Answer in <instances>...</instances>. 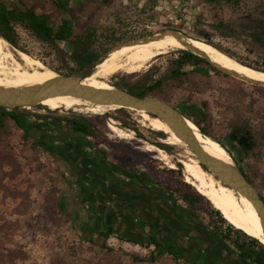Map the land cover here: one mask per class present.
<instances>
[{
    "label": "trees",
    "instance_id": "obj_1",
    "mask_svg": "<svg viewBox=\"0 0 264 264\" xmlns=\"http://www.w3.org/2000/svg\"><path fill=\"white\" fill-rule=\"evenodd\" d=\"M41 1L0 0V37L22 51L26 50L19 42L18 28L46 42L54 50L58 62L56 66H48L59 74H71L82 69L122 40L151 33L146 28L132 30L131 27H139L155 19L162 12L170 16L165 27L184 31L194 39L214 45L236 61L264 71V0H75V7L72 9L64 2L65 0H48L53 5L55 14L51 11H38L37 5ZM198 3L209 6L211 21L207 22V25L203 15L195 10ZM213 33L234 39L243 46L246 54L215 42L212 39ZM59 42H63L67 47L61 46ZM156 69L157 66L151 64L139 73L135 80L120 76L112 85L138 96L152 94L168 101L167 98L173 88L187 87L191 91L197 88V83L192 80L196 75L215 74L231 77L201 57L181 48L166 58L158 73ZM231 79L237 84L226 91V105L236 111L235 113L239 112L240 117L228 122L225 140L212 134L205 126L210 119L206 100L198 104L191 100H183L174 106L192 120L203 133L213 137L228 151L245 177L258 188L264 200V168H255L248 162L249 156L261 159L264 155V114L254 122L256 118L253 116L260 113L258 110L254 112L251 107L246 110L248 105L241 100L240 90V84L244 82L234 77ZM253 86L264 89L263 86ZM46 117L25 107L0 106V136L11 125L21 129L24 137L32 135L41 128V125L58 131L64 129L83 137L100 136L99 127L93 116H51L48 121ZM93 143L101 145L99 139ZM107 144L110 146L109 150L98 148L105 162L107 153L119 151L113 142L108 141ZM50 147L52 148L51 145ZM231 149L237 152V157ZM143 166L141 174L152 181L169 199L182 201L188 206L204 201L208 204L209 210L217 215L219 222H227L202 194L183 179L179 169L167 168L160 171L148 161H144ZM227 225L236 234L232 246L227 244L228 236L220 230V226L214 225V228L209 226L208 230L213 237L230 247L238 258L250 264H264V244L231 224ZM95 233L99 238L95 245L105 249V240L111 232L100 229ZM130 240L148 248L153 245L155 249H165L169 252L159 241ZM90 241L93 242L92 238ZM143 259L137 257L139 261Z\"/></svg>",
    "mask_w": 264,
    "mask_h": 264
},
{
    "label": "rangeland",
    "instance_id": "obj_2",
    "mask_svg": "<svg viewBox=\"0 0 264 264\" xmlns=\"http://www.w3.org/2000/svg\"><path fill=\"white\" fill-rule=\"evenodd\" d=\"M64 2L71 9L75 7V0ZM37 10L54 13L53 5L48 0L38 3ZM195 10L203 15L205 25L211 21L207 4L198 3ZM168 17H170L169 14L162 12L155 19L131 29L136 30L142 27L151 33L159 32L168 28L165 27ZM17 30L20 36L19 42L26 50L24 52L38 58L48 68H50L48 65L58 64L54 50L46 42L38 40L21 28ZM212 39L231 50L246 54L243 46L232 38H224L213 33ZM59 44L67 47L63 42ZM11 50L16 52L12 47ZM176 50L156 56L137 72L118 71L104 80L111 86H113L112 82L120 76L133 81L151 64L157 66L158 73L166 58L174 55ZM231 77L226 78L215 74L196 75L192 77V80L197 83V88L192 91L187 87L173 88L167 99L173 105L183 100H191L197 104L206 100L210 119L205 126L212 134L225 140L224 134L227 131L228 122L240 117L239 112L235 113L236 111L229 109L226 105V91L237 84ZM253 85L247 82L240 84L241 100L248 105L246 110H249V107L253 108L254 112L258 110L260 114L253 116L256 118L254 122H257L259 120L257 118L264 114V89ZM29 110L46 115L47 121L51 116H93L99 127L100 136L83 137L64 129L61 131L47 129L44 125H41L40 131L37 130L25 137L22 135V130L13 125L1 134L0 264H199V260L193 263L190 259L180 257L175 249L168 247L172 244L166 242L167 246L164 247L169 252L165 249L148 247L145 252L125 250L120 245H109L107 240H105V249L95 245L99 240L95 233L98 228L88 215L86 209L88 200H83L76 195L78 185L76 170L70 162L73 151L70 148L67 150L62 148L63 144L80 142L88 147L89 150L86 151L99 154L98 148L109 150L110 146L107 142L111 141L119 151L107 153L105 158L108 163L118 164L130 172L144 170L143 162L148 161L156 169H160L158 165H162L163 169H179L183 177V167L179 159L189 156L187 149L192 152L186 143L187 149L181 145L167 143V135L164 132L141 124L138 120L139 116L127 108H115L102 114H81L73 109L55 110L40 107H30ZM110 120H113L117 127L130 131L132 138L120 139L116 136L107 126ZM157 135L161 138H156ZM97 139L101 142L100 146L93 143ZM146 143L161 147L169 155L174 167H169L163 160L158 159L155 152L145 150L143 145ZM231 151L236 157L238 156L234 149ZM248 162L255 168L263 169L264 155L261 159L249 156ZM150 184L154 183L150 181ZM171 200L200 220L207 229L209 226L213 228L214 225L220 226V230L228 236L227 244L232 246L236 234L229 229L227 222H219L217 215L209 210L206 202L198 201L188 206L182 201ZM108 204L110 207V201ZM91 238L93 242L90 241ZM137 257L144 259L139 261ZM217 263L222 264L220 261Z\"/></svg>",
    "mask_w": 264,
    "mask_h": 264
},
{
    "label": "bare ground",
    "instance_id": "obj_3",
    "mask_svg": "<svg viewBox=\"0 0 264 264\" xmlns=\"http://www.w3.org/2000/svg\"><path fill=\"white\" fill-rule=\"evenodd\" d=\"M182 33L188 37L189 42L195 48L208 54L220 65L264 81V71L242 64L214 45L194 39L184 31ZM184 47L186 46L182 42L173 39L169 34L154 40L124 46L102 58L93 71L83 77L80 82L95 89H109L111 85L104 80L109 75L118 71L137 72L157 55ZM51 69L38 58L24 51L18 50L14 53L8 43L0 37V85L23 86L51 80L57 77L56 72ZM38 105L40 108L48 109L72 108L81 114H102L117 108V105L95 103L83 96L68 93L51 95L39 101ZM126 108L139 116L138 120L141 124L164 132L167 135V143L181 145L187 149L185 142L163 119L152 116L144 109L130 106ZM185 123L195 142L207 155L228 164L233 163L226 149L217 140L202 133L197 125L187 117H185ZM107 126L120 139L132 138L130 131L117 127L113 120H110ZM143 148L155 152L157 158L163 160L169 167H174L169 155L161 147L146 143ZM187 151L189 156L179 159L183 167V179L202 194L229 224L264 244V230L254 202L240 189L224 184L213 174L204 170L193 152L188 149Z\"/></svg>",
    "mask_w": 264,
    "mask_h": 264
},
{
    "label": "water",
    "instance_id": "obj_4",
    "mask_svg": "<svg viewBox=\"0 0 264 264\" xmlns=\"http://www.w3.org/2000/svg\"><path fill=\"white\" fill-rule=\"evenodd\" d=\"M168 34L173 39L182 42L186 46L181 49H185L201 57L216 69L241 81L254 85L264 86L263 80L249 77L220 65L208 54L195 48L189 42L188 37L184 35L181 30H178L176 28H164L159 32L144 34L122 40L111 46L104 53L92 60L88 65L71 74L56 73L57 77L54 79L30 85H0V106L27 108L39 107V101L46 97L59 93H68L83 96L95 103L117 105V108H126L130 106L138 109H144L152 116L163 119L176 132L181 140L184 141L192 150L195 158L198 160L199 164L204 170L213 174L214 177L218 178L224 184L235 186L236 188L240 189L250 200L254 202L261 218L262 227L264 230V200L259 194L257 188L245 177L241 169L234 163L229 153L228 154L230 155V158L233 162L232 164L225 163L207 155L195 142L194 137L186 126L185 116L171 102L152 94L138 96L115 86H111V88L109 89H95L89 86H85L80 82L83 77L87 76L93 71L94 67L102 58L110 55L114 51L119 50L124 46L154 40L164 37ZM8 46L10 48L12 47L9 43ZM12 48L13 50L18 51V49L14 47ZM58 109L72 110V108ZM58 109L56 108L55 110Z\"/></svg>",
    "mask_w": 264,
    "mask_h": 264
},
{
    "label": "crops",
    "instance_id": "obj_5",
    "mask_svg": "<svg viewBox=\"0 0 264 264\" xmlns=\"http://www.w3.org/2000/svg\"><path fill=\"white\" fill-rule=\"evenodd\" d=\"M108 202L90 199L86 209L98 230H108L119 240H155L164 246L169 243L172 245L168 247L193 263L199 260V264H218V261L244 264L230 247L213 237L200 220L165 194L126 200L127 207L123 211H112ZM129 231L132 236L127 235Z\"/></svg>",
    "mask_w": 264,
    "mask_h": 264
},
{
    "label": "flooded vegetation",
    "instance_id": "obj_6",
    "mask_svg": "<svg viewBox=\"0 0 264 264\" xmlns=\"http://www.w3.org/2000/svg\"><path fill=\"white\" fill-rule=\"evenodd\" d=\"M156 138L161 137L157 135ZM62 148H70L73 151L70 162L76 170V195L81 198L108 200L112 211H123L127 207L126 200L162 194L155 184L148 183L141 170L127 172L118 164L105 162L100 154L86 151L89 150L88 147L80 142L63 144ZM158 166L161 171L163 166ZM127 235L132 236V232L129 231ZM243 263L250 264L246 260H243Z\"/></svg>",
    "mask_w": 264,
    "mask_h": 264
},
{
    "label": "built area",
    "instance_id": "obj_7",
    "mask_svg": "<svg viewBox=\"0 0 264 264\" xmlns=\"http://www.w3.org/2000/svg\"><path fill=\"white\" fill-rule=\"evenodd\" d=\"M106 240L109 245L112 246L120 245L125 250L141 251V252L146 251V247L139 244L138 242H131L130 240H119L118 236L115 234L108 236ZM149 248L153 249V246L150 245Z\"/></svg>",
    "mask_w": 264,
    "mask_h": 264
}]
</instances>
